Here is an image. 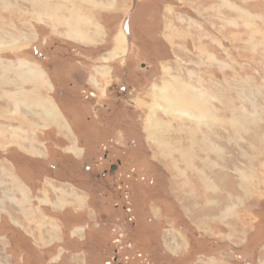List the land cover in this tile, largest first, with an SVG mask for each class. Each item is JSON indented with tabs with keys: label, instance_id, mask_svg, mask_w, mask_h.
<instances>
[{
	"label": "rangeland",
	"instance_id": "1",
	"mask_svg": "<svg viewBox=\"0 0 264 264\" xmlns=\"http://www.w3.org/2000/svg\"><path fill=\"white\" fill-rule=\"evenodd\" d=\"M0 264H264V0H0Z\"/></svg>",
	"mask_w": 264,
	"mask_h": 264
},
{
	"label": "bare ground",
	"instance_id": "2",
	"mask_svg": "<svg viewBox=\"0 0 264 264\" xmlns=\"http://www.w3.org/2000/svg\"><path fill=\"white\" fill-rule=\"evenodd\" d=\"M121 36H123L122 35V33H121ZM125 37V36H124ZM120 39V38H119ZM123 40H125V38L123 39ZM124 43V42H123ZM36 71V70H35ZM25 72V71H24ZM34 73V72H33ZM32 73V74H33ZM32 76V75H31ZM42 76H40V72H36V79H37V83H42V82H44V80H42V78H41ZM39 80V81H38ZM10 83V82H9ZM12 93V92H11ZM19 94V93H18ZM9 95V94H8ZM16 98V97H15ZM28 99V98H27ZM22 100V99H21ZM30 102V101H29ZM38 103V102H37ZM45 105V104H44ZM47 106V109H50L51 111V113H53L54 112V108L52 107V105L51 104H46ZM17 107V106H16ZM47 111V110H46Z\"/></svg>",
	"mask_w": 264,
	"mask_h": 264
},
{
	"label": "crops",
	"instance_id": "3",
	"mask_svg": "<svg viewBox=\"0 0 264 264\" xmlns=\"http://www.w3.org/2000/svg\"><path fill=\"white\" fill-rule=\"evenodd\" d=\"M17 93H18V92H17ZM17 93H16V94H17ZM62 112H63V111H62ZM63 116H64V113H63ZM72 129H73V132H74V128H73V127H72ZM193 134H194V133H191V135H193ZM21 149H22V148H21ZM22 151H23V150H22ZM16 160H18V158H17ZM17 162H19V161H17ZM13 166H14V167H17L18 165L16 166L15 163H14ZM18 168H19V167H18ZM18 168H17V169H18Z\"/></svg>",
	"mask_w": 264,
	"mask_h": 264
},
{
	"label": "flooded vegetation",
	"instance_id": "4",
	"mask_svg": "<svg viewBox=\"0 0 264 264\" xmlns=\"http://www.w3.org/2000/svg\"><path fill=\"white\" fill-rule=\"evenodd\" d=\"M115 168H117V165H113V167H112V171H114ZM115 259H117V258H115ZM117 260H118V259H117Z\"/></svg>",
	"mask_w": 264,
	"mask_h": 264
}]
</instances>
